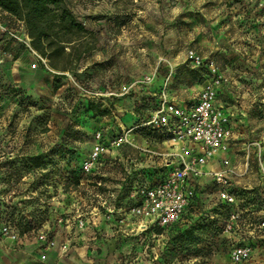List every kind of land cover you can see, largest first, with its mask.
Wrapping results in <instances>:
<instances>
[{"label":"rangeland","instance_id":"374dc122","mask_svg":"<svg viewBox=\"0 0 264 264\" xmlns=\"http://www.w3.org/2000/svg\"><path fill=\"white\" fill-rule=\"evenodd\" d=\"M64 4L94 33L97 43L73 70L56 76L40 67L46 60L28 47L23 23L0 11V193L16 198L11 208L1 199V209L22 221L24 233L35 236L43 225L63 216L72 220L74 214L89 215V203L97 219H107L109 208H122L130 198L132 185L157 178L162 168L147 167L140 150L129 144L103 153L89 171L81 162L97 130L104 136L114 133L115 127L109 126L117 123L115 116L128 125L135 113L150 108L155 96L133 100L131 116H122L118 112L122 106L111 103L119 96L90 101L83 89L116 91L120 83L155 69L158 83L169 76L172 93L187 98L219 74L218 97L244 113L239 114L246 124L242 146L250 152L255 179L251 187L240 184L238 189L242 205L256 203L253 213L241 212L239 230L223 232L219 223L226 210L207 184L188 215L197 224L196 245L173 238L182 225L149 224L127 234L116 253L103 255L94 246L91 262L264 264V229L257 226L264 218V199L260 200L254 162L259 156L264 163V0H64ZM188 50L201 57L200 63L190 60ZM135 140L142 145L141 139ZM158 144L161 151L168 150ZM34 155L40 158L37 167L29 162ZM77 191L86 202L75 212ZM57 201H62V213ZM94 231L97 237L104 235L101 228ZM237 241L250 244L252 254L232 263L229 249ZM69 246L61 244L63 251Z\"/></svg>","mask_w":264,"mask_h":264},{"label":"built area","instance_id":"2783aa9c","mask_svg":"<svg viewBox=\"0 0 264 264\" xmlns=\"http://www.w3.org/2000/svg\"><path fill=\"white\" fill-rule=\"evenodd\" d=\"M25 37L31 49L27 35ZM31 50L45 62L36 51ZM187 56L196 64L201 61V57L192 50L187 51ZM212 71L214 74V69ZM155 76L154 69L139 78L120 83L116 91L111 89L104 93L87 89L83 91L94 101L105 100L100 96H127L137 87L152 84ZM221 78V75L217 74L203 83L192 99L178 102L172 98L168 89L169 76H164L154 92L155 101L147 111L135 113L130 125L118 121L115 116L117 122L115 134L104 136L100 130L95 132L94 143L87 157L81 162L84 171H89L109 149L125 144L137 147L142 153L159 157L157 163L162 172L151 181L135 183L130 198L122 207L125 215L137 219L138 227L145 229L147 225L154 224L170 228L189 222L190 209L195 207L196 197L205 190L207 184L216 190L217 200L223 204L222 209L226 210L225 220L219 223L223 232L230 234L239 230L241 212L253 213L256 203L242 205L244 198L238 189L240 184L237 183V179L247 175L252 169L251 156L249 150L245 149L236 164L230 160L236 119L232 109L218 99ZM135 133L168 145L169 149L160 151L147 143L140 145L133 136ZM254 162L262 200L264 163L259 156ZM5 209V207L1 209L3 211L0 234L16 241L21 234V228L8 217ZM76 225L82 227L84 220L78 219ZM257 226L264 229V218ZM36 239L40 243V264H47L43 260V254L46 249L53 247L54 240L44 229L37 230ZM251 254L252 247L246 242L237 241L229 249V259L232 263L248 259Z\"/></svg>","mask_w":264,"mask_h":264},{"label":"crops","instance_id":"0c3cea01","mask_svg":"<svg viewBox=\"0 0 264 264\" xmlns=\"http://www.w3.org/2000/svg\"><path fill=\"white\" fill-rule=\"evenodd\" d=\"M163 78L158 83L156 81V76H155V80L152 84L141 86L135 89L133 96L127 95V96L118 97L120 100H117L118 98H116V100L115 98H112L111 103L113 102L112 104L116 106L117 105L122 106V110L118 111L121 112L120 115L122 116L130 115V113H132L133 110L132 109L134 102L133 100L135 99L139 100L143 97L146 98L147 100L149 96L153 97L155 90L159 87ZM200 88L201 86L199 87V89ZM169 91L172 98L178 102L188 101L192 99L197 93L196 91L193 95L187 98H177L170 89ZM218 99L223 101L226 105H228L232 109L236 119L234 132H233L234 145L232 147V152L230 154L231 162L236 164L237 160L242 156L240 152L244 153V150L246 149L245 147L242 146V144L244 143L242 141V135L245 132V126H246V124L243 123V121L245 122V118H241V116L239 115L244 113L241 109H237L226 100L220 99L219 97ZM117 119L120 122H123L121 120H124L123 117L119 118V116L117 117ZM116 124L117 123H115L114 125L111 124L112 126H109V128L110 127L112 128L114 126L115 131L117 132ZM128 125H130V123ZM115 131L114 133H110V134H115L116 133ZM133 136L136 139H141L142 145L146 144L149 141L148 143L152 144L153 149L160 151L164 149V148L161 149V146L158 144V142H154L149 138L139 136L136 133ZM165 146H167V148L169 149L168 145ZM140 153H141L140 155L145 158L144 164L147 167H151L152 169L153 168L155 169L159 165L157 163L159 157L149 155L148 153H142V152ZM251 172L252 169L247 175L241 177L240 179H237V183L242 184L243 186L247 184V187H251V184L254 183V179H255ZM80 179L82 182L86 180L83 177ZM130 194H131V190H130ZM75 195L77 197L75 198L74 203H72V208L75 212H77L80 210L81 206L85 204L86 199L83 198L81 195H79L78 191L77 194L75 193ZM10 198L12 201L10 200ZM1 199L5 201L4 204L6 208H11L10 205L15 203L14 200L16 198L13 197V195L11 196V193L9 194L6 193L5 191H2L0 193V200ZM61 202L62 201L56 202L57 204H59L58 206L59 213H62L64 208ZM1 206L2 204L0 201V208ZM28 208H26L25 210H28ZM87 208L89 211V215L85 217L81 218L79 217L80 214H74V216H72L73 219L69 220V218L63 216V218H60V221L58 220L57 222L52 223L51 225L49 224L43 225V228H45L44 230H46L48 232V235L54 240L53 247L46 249L44 251L43 260L45 263L52 264L54 262H57L59 264H93L91 262L92 259L91 257H93V254L95 253L94 246L95 247L99 246L102 249L103 255H106V253H110V254L116 253L118 251L117 250V247H119L118 245L120 246L122 245L123 238L126 237L127 234L133 232L138 228L137 219H134L128 216L127 214L125 215V212L122 211V208L115 210L109 208L110 213L107 215L108 218L102 220H99L95 217L96 213L94 211L95 207L93 205L89 203ZM123 216L125 217L123 218ZM78 219L84 220V225L82 227H78L76 225ZM1 223H2V216L0 210V226ZM97 228H101L103 230L102 231L104 234L103 236L97 237L95 235L96 231L94 230ZM71 231L73 234L69 235ZM118 241H120V243ZM67 242L70 243L71 246H69L68 249L63 251L61 248V244ZM39 248H40V243L36 239V236L32 233L22 232L19 235L18 240L16 241L3 237L0 234V264H40Z\"/></svg>","mask_w":264,"mask_h":264},{"label":"trees","instance_id":"16d2710c","mask_svg":"<svg viewBox=\"0 0 264 264\" xmlns=\"http://www.w3.org/2000/svg\"><path fill=\"white\" fill-rule=\"evenodd\" d=\"M0 11L23 23L29 46L46 60V65L40 63V67L51 70L55 76L73 70L82 56L96 47L94 33L65 6L64 0H0ZM29 162L37 167L40 158L30 156ZM5 213L10 217L11 213ZM11 219L22 233L25 228L22 221ZM196 226L190 221L183 224L173 238L196 245Z\"/></svg>","mask_w":264,"mask_h":264}]
</instances>
